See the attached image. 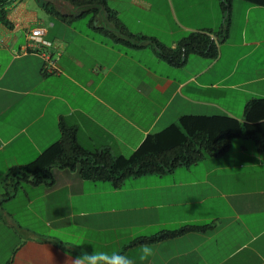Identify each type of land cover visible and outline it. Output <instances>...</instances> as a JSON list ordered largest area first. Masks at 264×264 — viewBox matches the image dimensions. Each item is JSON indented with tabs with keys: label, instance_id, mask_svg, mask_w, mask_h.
Segmentation results:
<instances>
[{
	"label": "crops",
	"instance_id": "1",
	"mask_svg": "<svg viewBox=\"0 0 264 264\" xmlns=\"http://www.w3.org/2000/svg\"><path fill=\"white\" fill-rule=\"evenodd\" d=\"M105 9L128 34L167 50L207 35L217 56L189 53L176 64L151 45L110 41L89 17L80 27L82 14L62 22L40 0H0V264H77L93 249L139 264L133 241L190 225L211 229L149 244L145 264H264V151L250 138L119 189L53 169L51 185H25L2 201L6 173L56 143L61 124L87 151L128 157L182 116L243 121L247 103L264 99V7L233 0L224 15L217 0H105ZM105 17L98 24L113 29ZM35 28L46 45L29 44Z\"/></svg>",
	"mask_w": 264,
	"mask_h": 264
},
{
	"label": "trees",
	"instance_id": "2",
	"mask_svg": "<svg viewBox=\"0 0 264 264\" xmlns=\"http://www.w3.org/2000/svg\"><path fill=\"white\" fill-rule=\"evenodd\" d=\"M45 12L62 22H70L74 14L62 5L40 0ZM81 17H89V27L106 36L110 41L128 46L147 44L160 55L179 64L183 55L189 53L217 56L216 47L204 34H190L183 39L175 51L167 50L152 38L128 34L105 9V0H69ZM233 0H217L225 15ZM250 5L264 7V0H240ZM106 13L105 22L113 26L108 29L98 24L101 14ZM0 22L8 26L2 12ZM222 37L220 34L216 35ZM59 140L44 150L31 163L10 169L2 181V201L15 196L25 185H51V171L76 170L83 181L108 183L119 189L129 178L145 175H164L179 167H189L209 157H219L228 152L231 141L237 137L250 138L258 152L264 151V99L251 100L244 108L243 121L228 116H182L162 132L149 135L130 156H114L108 150L90 152L80 146L76 131L63 124L59 127ZM210 225L184 226L174 231H162L151 237L138 238L130 246L153 244L188 233H204Z\"/></svg>",
	"mask_w": 264,
	"mask_h": 264
},
{
	"label": "clouds",
	"instance_id": "3",
	"mask_svg": "<svg viewBox=\"0 0 264 264\" xmlns=\"http://www.w3.org/2000/svg\"><path fill=\"white\" fill-rule=\"evenodd\" d=\"M153 254V248L149 244H142L137 250L136 259L139 264H145ZM81 260L85 261L86 264H133L129 258L115 252L108 254L105 252H97L95 249H93L92 253L82 251L76 258L77 264Z\"/></svg>",
	"mask_w": 264,
	"mask_h": 264
},
{
	"label": "rangeland",
	"instance_id": "4",
	"mask_svg": "<svg viewBox=\"0 0 264 264\" xmlns=\"http://www.w3.org/2000/svg\"><path fill=\"white\" fill-rule=\"evenodd\" d=\"M155 12H154V17L155 19L157 20L156 23H157V27H159L158 29V32L157 33V36L158 38L163 41V42H166V37L164 35V33H162V27L163 25L165 24L164 22L161 21V18L160 16L162 15V10H165V7L162 9V5L161 3H159L158 6H156L154 8ZM171 11L173 12V8H172V5H171ZM88 21V16H84L81 20H80V27H83V25H85V23H87ZM170 28L172 29L173 28V24L171 23L170 25Z\"/></svg>",
	"mask_w": 264,
	"mask_h": 264
},
{
	"label": "built area",
	"instance_id": "5",
	"mask_svg": "<svg viewBox=\"0 0 264 264\" xmlns=\"http://www.w3.org/2000/svg\"><path fill=\"white\" fill-rule=\"evenodd\" d=\"M44 34V30L41 28H35V29H31L28 33H27V40L29 42V44L34 47L35 44H42V45H46V42H44L42 40V36Z\"/></svg>",
	"mask_w": 264,
	"mask_h": 264
},
{
	"label": "water",
	"instance_id": "6",
	"mask_svg": "<svg viewBox=\"0 0 264 264\" xmlns=\"http://www.w3.org/2000/svg\"><path fill=\"white\" fill-rule=\"evenodd\" d=\"M46 3L50 4H60L63 7H65L69 12L74 13L75 17L80 16L82 14L81 11H77V9L74 7V5L69 0H42Z\"/></svg>",
	"mask_w": 264,
	"mask_h": 264
}]
</instances>
